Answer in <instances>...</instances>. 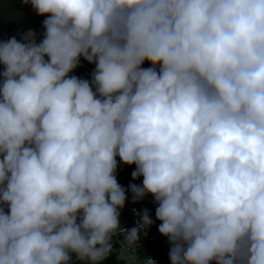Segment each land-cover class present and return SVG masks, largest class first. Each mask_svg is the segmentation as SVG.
<instances>
[{"label": "clouds", "instance_id": "clouds-1", "mask_svg": "<svg viewBox=\"0 0 264 264\" xmlns=\"http://www.w3.org/2000/svg\"><path fill=\"white\" fill-rule=\"evenodd\" d=\"M21 2L46 18L0 41V264H101L118 234L138 264L127 190L171 264H264V0Z\"/></svg>", "mask_w": 264, "mask_h": 264}, {"label": "built area", "instance_id": "built-area-1", "mask_svg": "<svg viewBox=\"0 0 264 264\" xmlns=\"http://www.w3.org/2000/svg\"><path fill=\"white\" fill-rule=\"evenodd\" d=\"M86 60H84L81 57V61H80V66H78L73 73H70V75H76L78 77H81L82 75V71L85 67L86 64ZM151 65L148 64L147 62L142 65V67H150ZM95 68V67H94ZM117 159L119 160V157H117ZM122 162L118 163V170H120L126 179V189H128L129 184L131 183H136V184H142V177H140L137 180H132L131 178V173L135 170V165H125V168L120 166ZM125 171H127V174L125 173ZM128 193V199H127V207L129 210V214L133 217L134 219V223L136 226V222L139 219V217L136 215V212H140L144 209H148L151 215V218L155 221V223L149 228L147 229V234L145 235L144 231H141V234H143L150 242L154 243L156 245V247L158 249H160L167 257H168V251L170 248V244L168 242L167 237L161 235L158 231V225L160 223V221L155 220V208L157 207V205L154 203V198L149 194L147 195L143 200L133 203L131 200L132 197V193L130 190H127ZM135 210V212H134ZM121 227L127 229L120 221ZM113 241H114V250H113V254H118L121 248V244L123 243V234H118L117 236L113 237ZM133 251L135 252V255L137 257V261L138 264H147V261L152 258L154 259L152 256H150L149 254L146 253V251L141 247V245L138 243V245L133 249ZM169 258V257H168ZM155 260V259H154ZM156 261V260H155ZM156 264L157 261H156ZM210 264H215V261L210 262Z\"/></svg>", "mask_w": 264, "mask_h": 264}, {"label": "rangeland", "instance_id": "rangeland-1", "mask_svg": "<svg viewBox=\"0 0 264 264\" xmlns=\"http://www.w3.org/2000/svg\"><path fill=\"white\" fill-rule=\"evenodd\" d=\"M0 12L7 39L15 36L20 41L23 33L34 30L37 33V43L40 42V28L46 16L37 15L30 4L24 5L21 0H0ZM117 161L119 163L118 159ZM120 166L125 168L122 163Z\"/></svg>", "mask_w": 264, "mask_h": 264}, {"label": "water", "instance_id": "water-1", "mask_svg": "<svg viewBox=\"0 0 264 264\" xmlns=\"http://www.w3.org/2000/svg\"><path fill=\"white\" fill-rule=\"evenodd\" d=\"M3 40H5V36H4V31H3L2 21H1V16H0V41H3ZM94 67H95V64H91L89 62H86L85 67L82 71L81 78L91 80V73L94 70ZM117 180H118V183L126 189L125 176L118 169H117ZM126 195L128 197L127 191H126ZM120 213H121L120 214V221L127 229L135 227L134 219L129 214V210L127 207V200H126L124 208L120 209ZM138 243L146 251L147 254L152 256L157 261L158 264H171L169 258L160 249H158L154 243L150 242L141 233H140V238H139Z\"/></svg>", "mask_w": 264, "mask_h": 264}, {"label": "trees", "instance_id": "trees-1", "mask_svg": "<svg viewBox=\"0 0 264 264\" xmlns=\"http://www.w3.org/2000/svg\"><path fill=\"white\" fill-rule=\"evenodd\" d=\"M0 16H1V21H2L1 12H0ZM2 27H3V31H4L5 40H7V36H6L5 30H4L3 21H2ZM43 32H44V29L42 28L40 41L43 39ZM45 59L47 60L48 58L45 57ZM2 70H3V66L0 65V71H2ZM113 246H114V241H113ZM72 259H73V261H75V264H86V262L76 261V258H75L74 254H73ZM101 264H124V262L117 259V254H111L106 260L101 262Z\"/></svg>", "mask_w": 264, "mask_h": 264}, {"label": "flooded vegetation", "instance_id": "flooded-vegetation-1", "mask_svg": "<svg viewBox=\"0 0 264 264\" xmlns=\"http://www.w3.org/2000/svg\"><path fill=\"white\" fill-rule=\"evenodd\" d=\"M43 26L41 25L40 32L42 31Z\"/></svg>", "mask_w": 264, "mask_h": 264}]
</instances>
